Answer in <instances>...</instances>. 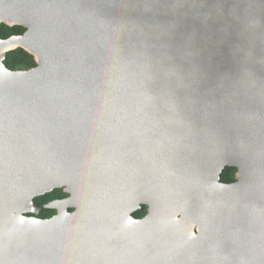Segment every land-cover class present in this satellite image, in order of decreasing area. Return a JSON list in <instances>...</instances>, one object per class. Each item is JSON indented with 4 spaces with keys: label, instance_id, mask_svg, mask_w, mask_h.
Wrapping results in <instances>:
<instances>
[{
    "label": "water",
    "instance_id": "water-1",
    "mask_svg": "<svg viewBox=\"0 0 264 264\" xmlns=\"http://www.w3.org/2000/svg\"><path fill=\"white\" fill-rule=\"evenodd\" d=\"M3 18L25 32L0 40V264H264V0H0ZM16 48L34 68L4 67Z\"/></svg>",
    "mask_w": 264,
    "mask_h": 264
},
{
    "label": "trees",
    "instance_id": "trees-1",
    "mask_svg": "<svg viewBox=\"0 0 264 264\" xmlns=\"http://www.w3.org/2000/svg\"><path fill=\"white\" fill-rule=\"evenodd\" d=\"M25 32V29L20 26H6L0 24V40H7L11 37L21 36ZM4 67L9 71H24L35 67V63L32 57L20 48H16L8 52L3 60ZM234 168H225L219 181L224 184L234 182ZM67 197V194L63 193L61 189L54 190L44 196L36 198L34 201L41 207L39 214L36 216L39 219H47L55 214L54 210L44 209L43 206L51 201L61 200ZM147 208L141 206V208L132 214L134 219H141L145 216Z\"/></svg>",
    "mask_w": 264,
    "mask_h": 264
},
{
    "label": "bare ground",
    "instance_id": "bare-ground-1",
    "mask_svg": "<svg viewBox=\"0 0 264 264\" xmlns=\"http://www.w3.org/2000/svg\"><path fill=\"white\" fill-rule=\"evenodd\" d=\"M0 21H5L4 20V18L3 19H0ZM8 23V22H7ZM20 40H18V41H15V43H13L15 46H22L23 48H25L26 49V46H25V43L23 42H21ZM54 205V204H53ZM56 208H58V209H60V210H62V209H64V207H67L66 206V204L64 205V204H61V205H59V204H55L54 205Z\"/></svg>",
    "mask_w": 264,
    "mask_h": 264
},
{
    "label": "rangeland",
    "instance_id": "rangeland-1",
    "mask_svg": "<svg viewBox=\"0 0 264 264\" xmlns=\"http://www.w3.org/2000/svg\"><path fill=\"white\" fill-rule=\"evenodd\" d=\"M71 211V210H70ZM30 215H32V214H27V216H30ZM193 232L197 235L198 234V232L196 231V229H193Z\"/></svg>",
    "mask_w": 264,
    "mask_h": 264
},
{
    "label": "flooded vegetation",
    "instance_id": "flooded-vegetation-1",
    "mask_svg": "<svg viewBox=\"0 0 264 264\" xmlns=\"http://www.w3.org/2000/svg\"><path fill=\"white\" fill-rule=\"evenodd\" d=\"M31 216V215H30Z\"/></svg>",
    "mask_w": 264,
    "mask_h": 264
}]
</instances>
